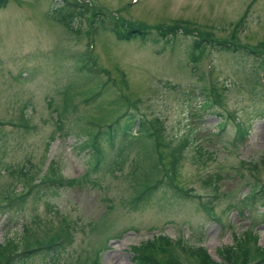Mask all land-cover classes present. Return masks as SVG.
I'll use <instances>...</instances> for the list:
<instances>
[{
    "label": "rangeland",
    "instance_id": "obj_1",
    "mask_svg": "<svg viewBox=\"0 0 264 264\" xmlns=\"http://www.w3.org/2000/svg\"><path fill=\"white\" fill-rule=\"evenodd\" d=\"M69 1L86 12L70 24L51 16L64 0L0 7V243L68 231L57 264H138L132 247L157 234L203 245L218 261L251 231L264 246V198L246 205L254 185L264 188V0ZM116 18L149 34L122 40ZM82 54L92 73L78 67ZM127 108L159 121L160 169L177 156L183 192L160 186L134 202L161 174L139 146L108 167L118 139L102 141L95 165L90 133ZM52 169L73 184L24 196Z\"/></svg>",
    "mask_w": 264,
    "mask_h": 264
},
{
    "label": "trees",
    "instance_id": "obj_2",
    "mask_svg": "<svg viewBox=\"0 0 264 264\" xmlns=\"http://www.w3.org/2000/svg\"><path fill=\"white\" fill-rule=\"evenodd\" d=\"M6 3L7 0H0V7H4ZM52 15L56 16L59 21L70 24L69 22L76 17L83 18L86 12L81 5H77V3L69 0H64L63 5L55 8L53 13L51 12V16ZM119 23H121L119 18H116V20L111 22V25L118 38L122 40L132 37H141L144 40L149 34V29L136 26L122 28ZM165 31L167 32V30H160L159 33L165 35ZM168 41H171L170 37ZM218 45L220 47L224 46V48L230 47L223 44V42ZM191 46L194 50H201L202 52L206 49V45L202 42H194ZM88 58L86 54H82L81 57L77 59L79 63L78 67L81 70H85V72L88 71L92 73L94 68L90 62L91 60ZM127 101L129 106L134 104L129 100ZM204 106H208V101H205ZM158 122L159 121L155 122L146 116L140 115L131 110V108H127L119 116L115 117L114 120L101 125L97 130L90 133L87 143L85 144V146L91 148V152L95 159L94 162L96 163L95 165H97L105 156L104 149L101 145L102 141H106L112 148L118 139L120 144L112 160L115 163H107L108 167L120 164L128 147H140L144 158L150 161V169L152 168L155 175L161 174V176L156 181L149 182L138 192V195L134 199L136 203L143 200L145 196L152 195L154 190L160 186L165 187V190L170 189L176 194L182 191V189L173 183L175 180L173 175H176L175 163L177 164L178 157L173 156V159L167 165V171L165 173L162 174V170L160 169V164L164 163L162 151L164 145L160 140L161 124ZM220 124V129H224V124ZM237 138H244V130L241 126ZM183 147V144L180 145V149ZM177 150L180 151L179 149ZM73 181L74 180L67 181L61 174H58L52 169L49 174H46V177H43L39 181L40 183L31 185L27 194H24V196H27L34 188H39L42 184L46 187H52L58 184L65 185L67 183L71 185ZM210 181L211 179L208 182ZM255 187L256 185H254V189L247 199V206H251L255 203L258 196L264 198V188L255 189ZM37 193L41 196V190H37ZM15 201L17 200L14 198L6 200L2 208L12 206ZM34 238V235L29 233L22 241L8 239L0 243V264H33L38 257L42 258L44 264H57V261L61 257V253L65 249V245H67L66 243L70 241L71 237L68 231H64L55 237L53 235L44 240H36ZM258 241L259 235L257 231H251L241 237H237L234 245H229L220 249L219 255L221 261L214 259L203 245H192L181 239L172 240L165 234L153 235V239H146L140 245L133 246L132 248L134 251V258L138 264H264V246H260ZM94 264H99L98 260H95Z\"/></svg>",
    "mask_w": 264,
    "mask_h": 264
}]
</instances>
